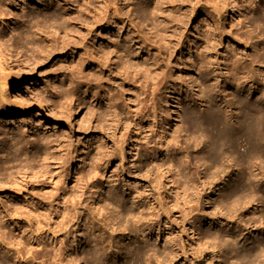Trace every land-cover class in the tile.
Returning <instances> with one entry per match:
<instances>
[{
  "label": "clouds",
  "instance_id": "obj_1",
  "mask_svg": "<svg viewBox=\"0 0 264 264\" xmlns=\"http://www.w3.org/2000/svg\"><path fill=\"white\" fill-rule=\"evenodd\" d=\"M174 2L34 0L0 25L10 73L52 61L22 82L31 102L96 120L95 135L69 121L49 136L36 113L0 135V188L23 194L0 195V264H264V0H222L195 23L202 0Z\"/></svg>",
  "mask_w": 264,
  "mask_h": 264
},
{
  "label": "rangeland",
  "instance_id": "obj_2",
  "mask_svg": "<svg viewBox=\"0 0 264 264\" xmlns=\"http://www.w3.org/2000/svg\"><path fill=\"white\" fill-rule=\"evenodd\" d=\"M33 3H34V0H11V2H9V0H0V25L5 26V30H7V26H13V25L21 23L22 21L18 20L17 18L20 17L22 14L26 13L28 10V5L33 4ZM81 3H83V0H81ZM220 3H222V0H202L201 4L199 5V7L196 8V11L194 13L193 23H195L197 18H200L202 16H207L208 13L212 12L213 6L218 7ZM183 6L184 7L182 10L192 7L190 3H183ZM168 7L172 8L170 7V4L168 5ZM68 14L73 15V16H79V11L78 9L75 8V6H73L72 8L69 9ZM82 19L87 21L86 19L91 20L92 17L89 16L87 13H84ZM71 27H75L76 29L79 28L80 31H82L83 33H87L88 31V28L81 27L79 23H76L75 26H71ZM109 27L110 26L107 23L97 24L95 28H93V33L95 34L96 32H101L102 29H108ZM188 30L189 32L192 30L191 25L189 26ZM184 35L185 36L182 37L181 47H179L177 50H175V53H173L172 63H175L176 57H179L180 53L184 51V41L187 39V33H185ZM60 36H64V33L61 32ZM77 37L79 36H76L74 38L69 36V39H71L74 44L76 41L80 39V37L78 39ZM43 39L45 40L47 44L51 45L53 42L59 40V37L47 36V37H43ZM153 49H152V52L155 53L157 48H153ZM76 50L77 52H81V53L84 51V49L82 48H77ZM71 51H72V47L62 49L61 51H58L53 55L52 60H55L63 56H67L68 53ZM0 54L2 55L3 60H4L3 51H0ZM51 62L52 61H49L47 64L41 63L32 73H23V74H20L19 76L13 73H10L8 68L4 67V65H0V122H4V123H0V128L3 129V131H0V135H3L5 132L9 134L19 133L20 128L17 127L19 118L27 117L30 114H36V113L40 114L39 118L42 119L45 124L51 123L53 125L58 126L56 128H49L48 130L49 136H51L52 133L59 134L61 129L67 130L68 128H70L71 124L69 123V121H71L72 124H77V126L81 127L82 131L80 133H77V135H95L96 134L88 130L89 123H91L92 125H95L96 120L92 119L89 122L87 108L81 107L79 110H77L76 105L72 104L70 112H66L64 111V108H63L64 104L69 103V101L66 98L65 99L57 98L56 100L49 103L50 97L40 96L36 99V102L33 103L28 99V96L23 92L22 82L25 80L37 79L38 78L37 74L40 71H43L44 69L48 68ZM93 64L94 62L93 63L88 62V64H86L85 66V71H87L88 68L91 67ZM179 69L180 68H178L177 71H179ZM180 70L182 71V69ZM125 87L130 88L132 86L125 85ZM53 95H56V94H53ZM239 101L245 102L246 100L244 98H240ZM54 105L60 106L59 113H57V111L55 110ZM50 109L52 110V114L46 115V113H48ZM2 172H3V169L0 168V173ZM29 187L30 189L32 187H35V188H44V187L47 188L48 187V189H50L51 186L45 185V184L34 183L30 185ZM6 193L13 195V196H17V197H21L23 195L22 193L16 191L12 186H5L3 188H0V195H4ZM41 203H44V202L41 201ZM256 230L260 231L261 229L258 228ZM210 255L211 254L208 252L204 253V256L206 259ZM189 259H192V258L189 257ZM177 264H180V262L177 261Z\"/></svg>",
  "mask_w": 264,
  "mask_h": 264
},
{
  "label": "bare ground",
  "instance_id": "obj_3",
  "mask_svg": "<svg viewBox=\"0 0 264 264\" xmlns=\"http://www.w3.org/2000/svg\"><path fill=\"white\" fill-rule=\"evenodd\" d=\"M170 7H172V8H180L181 10L183 9V3H179L178 2V0H177V2H174V3H172V4H170ZM71 11V10H70ZM229 12L231 11V10H228ZM72 13V12H71ZM87 21L89 20V19H86ZM90 21V20H89ZM76 25V23H72V24H70L69 25V27H71V26H75ZM77 27V26H76ZM71 28H75V27H71ZM87 28V27H86ZM77 29H79V28H77ZM87 31V30H86ZM82 32V31H81ZM83 33V32H82ZM185 36V35H184ZM79 37H77V39H78ZM176 38L175 37H173V40H175ZM49 41V40H48ZM181 41H182V38H180V42H179V46L175 49V50H177L179 47H181ZM73 45H75V43L73 44ZM165 46L166 47H171V45H168L167 43L165 44ZM83 49V48H82ZM152 49L153 48H151V51H152ZM181 49V48H180ZM154 50V49H153ZM158 51H160V49L159 48H157L156 49V52H158ZM175 53V52H174ZM141 54H144V55H146V53H141ZM89 62H94V61H89ZM95 63V62H94ZM0 65H4V60H3V57H2V55L0 54ZM86 66V65H85ZM179 71H181L180 69H179ZM6 86V85H5ZM238 103H240V104H242L243 106H244V108H247L248 107V102H241V101H239L238 100ZM261 107H264V105H261ZM254 121H252V120H245V124L249 127V128H252L253 129V131H254ZM221 132H222V134H224V135H230L231 133H232V128H231V126H230V124H225V123H223L222 122V127H221ZM49 187V186H48ZM48 187L47 188H45V189H48ZM44 202V201H43Z\"/></svg>",
  "mask_w": 264,
  "mask_h": 264
}]
</instances>
